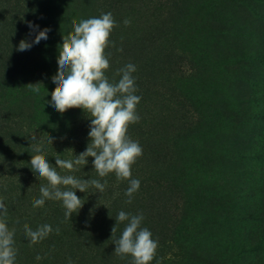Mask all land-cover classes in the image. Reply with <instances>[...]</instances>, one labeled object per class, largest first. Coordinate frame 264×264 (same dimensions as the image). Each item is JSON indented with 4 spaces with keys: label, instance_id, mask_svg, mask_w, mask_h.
Instances as JSON below:
<instances>
[{
    "label": "rangeland",
    "instance_id": "rangeland-1",
    "mask_svg": "<svg viewBox=\"0 0 264 264\" xmlns=\"http://www.w3.org/2000/svg\"><path fill=\"white\" fill-rule=\"evenodd\" d=\"M108 12L107 77L136 66L140 120L128 136L143 149L131 169L140 187L127 203L129 181L99 177L92 157L58 168L107 180L102 193L76 190L85 202L66 220L61 201L33 207L47 181L30 160L36 144L53 166L86 151L90 118L51 106L52 77L73 21ZM45 28L46 40L17 50ZM0 200L15 264H132L114 252L128 223L116 222L120 211L143 215L158 242L150 264H264V0H0ZM25 224L53 231L31 244Z\"/></svg>",
    "mask_w": 264,
    "mask_h": 264
},
{
    "label": "clouds",
    "instance_id": "clouds-1",
    "mask_svg": "<svg viewBox=\"0 0 264 264\" xmlns=\"http://www.w3.org/2000/svg\"><path fill=\"white\" fill-rule=\"evenodd\" d=\"M124 24L127 26L130 21L125 20ZM28 26L33 30L37 27L31 22ZM116 26L111 12L100 17L83 19L78 23L73 21L72 32L63 37L58 50V69L52 77L56 87L50 94L49 103L60 113L80 108L87 114L91 122L88 133L90 143L86 151L69 160L61 159L57 155L53 166L42 154V146H33V151L37 154L31 156L30 165L47 181L46 186H41V198L34 200L33 207H43L46 200L61 201L66 210V220L78 212L85 202L76 195V190L86 193L92 187L102 193L106 189L107 180L101 183L98 179L85 180L73 175H61L57 171L58 168L69 173L75 172L85 166L88 158L92 157L93 168L99 177L104 178L114 173L117 180L129 181L125 192L129 198L127 203L132 202L133 194L140 187V181L132 178L131 169L143 155V149L128 136L129 126L140 120L136 106L141 97L135 95L137 88L132 76L136 66L129 63L118 69V81H110L106 75L110 62L105 50L112 43L110 35ZM49 31L48 28L39 31L31 43L21 40L17 50H28L33 44L46 40ZM32 90L38 92L39 88ZM32 139H36L35 135ZM52 140L53 138L47 137V144L51 145ZM0 210L5 213V218H0V264H15V229L10 230L6 224L7 208L2 200ZM143 219L142 214L131 215L124 211H120L116 217V222L128 223L120 237L114 241V252L121 258L131 256L132 264H150L158 248V242L152 238V233L141 227ZM52 231L48 224L41 225L36 230H32L27 224L24 225V232L31 244L42 241ZM115 231L114 226L112 234ZM56 232L59 233V228ZM36 259L41 257L37 256Z\"/></svg>",
    "mask_w": 264,
    "mask_h": 264
},
{
    "label": "trees",
    "instance_id": "trees-1",
    "mask_svg": "<svg viewBox=\"0 0 264 264\" xmlns=\"http://www.w3.org/2000/svg\"><path fill=\"white\" fill-rule=\"evenodd\" d=\"M96 174H97V173H96ZM10 216H11V218H13V217L15 218V214H13V213H10ZM109 218H110V217H109ZM109 218H106L105 222L110 221ZM88 220H89V219H88ZM93 221H94L95 223H97L96 220L93 219ZM96 226H97V225H96ZM93 229H94V228H93ZM89 230H91V229L88 228L87 231H89ZM95 231H97V230H95ZM100 234H101V232H98V235H100Z\"/></svg>",
    "mask_w": 264,
    "mask_h": 264
}]
</instances>
